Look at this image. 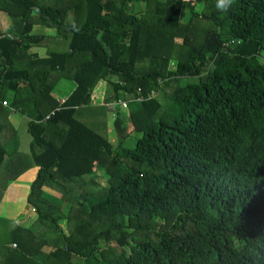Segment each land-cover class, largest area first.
Listing matches in <instances>:
<instances>
[{
  "label": "trees",
  "instance_id": "16d2710c",
  "mask_svg": "<svg viewBox=\"0 0 264 264\" xmlns=\"http://www.w3.org/2000/svg\"><path fill=\"white\" fill-rule=\"evenodd\" d=\"M0 12V264H264V0ZM12 181L29 184L26 225L5 215Z\"/></svg>",
  "mask_w": 264,
  "mask_h": 264
},
{
  "label": "rangeland",
  "instance_id": "374dc122",
  "mask_svg": "<svg viewBox=\"0 0 264 264\" xmlns=\"http://www.w3.org/2000/svg\"><path fill=\"white\" fill-rule=\"evenodd\" d=\"M191 1H193L195 4H197V6H200L203 3L204 0H191ZM136 2L134 3V5H132L133 8L131 7L132 8V12L137 13L139 11H143L142 4L139 3V2H137V3ZM8 27H9V19H8L7 15L5 13H3V12H0V30L4 31V30L8 29ZM34 29H35L34 30L35 33H40V32L47 33V32H49V30H46L43 27L38 28V26H36ZM195 81H196L195 79L192 80V82H195ZM59 82H64V81L61 80ZM59 90H60V84H58L55 87V89L53 90V92H52L53 97L56 98V99L60 95ZM114 118H115L114 113H110L109 112L108 113V125H109L110 128H112V123H113V119ZM17 132H18L19 135H22V138H23L22 141H21L20 150L25 151L24 150V147L26 146V149H28V145H29V142H30V137L26 133L25 127H23V126H21V127L17 126ZM110 137H111V139H113L114 138V135L111 134ZM99 175H100L99 177L101 179H103V173L100 172ZM24 196L25 195H22L23 198H24ZM11 205H13V204L9 203V209H10V207H12ZM19 206L18 207L17 206H14L11 209V212H10L11 215H10V213H7V212L5 213V215H6L7 218H8L9 215H10V217L16 216L15 219H14V221L17 224H19V225H26L29 221H31V220L34 219L35 214H34L33 211H32V213L31 212L30 213H27L26 212L27 210H29V208H28V205L26 204V201L25 200H23L20 203ZM16 209H17V212L14 213L13 210H16ZM126 220H127L128 225L132 228L133 227L134 220H135L134 219V216L133 215H127L126 216ZM45 250H46V252L48 251V249H45Z\"/></svg>",
  "mask_w": 264,
  "mask_h": 264
},
{
  "label": "crops",
  "instance_id": "0c3cea01",
  "mask_svg": "<svg viewBox=\"0 0 264 264\" xmlns=\"http://www.w3.org/2000/svg\"><path fill=\"white\" fill-rule=\"evenodd\" d=\"M41 27L42 26H40V27L38 26V28H41ZM34 28L32 30L33 34H41L42 33V32L35 33L34 32V30H35ZM43 28H45V27H43ZM6 30H4V31H6ZM42 34H46V33H42ZM30 52L31 53H40V51L37 50V49H31ZM62 80L64 82H59L58 83V84H60V90H59L60 95L57 98L59 103H62L63 101H65L67 99V97L70 95V93L74 90V87H75V84L72 83L71 81L66 80V79H62ZM7 104H8V102H7ZM23 119L24 118L21 115H19L17 113H14V112L9 116V121L14 126V128L16 130H17V126H19V127L23 126V127H25V130H26V121H25V119L24 120ZM19 136H20V141H22V139H23L22 135H19ZM24 150H26V146L24 147ZM28 191H29V184L28 183L20 182V181H12V182H10L8 187H7V189H6V212L10 213L11 209L14 206L18 207L23 200H26ZM22 195H25L24 198L22 197ZM9 203L13 204V205H11L12 207H10V209H9ZM32 211L33 210L31 208H29V210H27L26 212L27 213H30V212L32 213ZM13 212L16 213L17 209L13 210ZM10 215H11V213H10ZM10 215L8 216V218H11V219L14 220L16 216L10 217ZM34 219H35V216H34Z\"/></svg>",
  "mask_w": 264,
  "mask_h": 264
},
{
  "label": "built area",
  "instance_id": "2783aa9c",
  "mask_svg": "<svg viewBox=\"0 0 264 264\" xmlns=\"http://www.w3.org/2000/svg\"><path fill=\"white\" fill-rule=\"evenodd\" d=\"M263 61H264V59H263ZM154 94H155V91H151L150 95H154ZM139 100H141V98H139ZM119 105L122 108H125L127 103L126 102L108 103L106 105V107L111 111V113H113L115 111V109H116V106H119ZM2 106L3 107H8V104L6 102H4V103H2ZM11 247L14 248L15 245L13 244Z\"/></svg>",
  "mask_w": 264,
  "mask_h": 264
},
{
  "label": "clouds",
  "instance_id": "9594fccd",
  "mask_svg": "<svg viewBox=\"0 0 264 264\" xmlns=\"http://www.w3.org/2000/svg\"><path fill=\"white\" fill-rule=\"evenodd\" d=\"M234 3V0H216V7L220 11H227Z\"/></svg>",
  "mask_w": 264,
  "mask_h": 264
}]
</instances>
